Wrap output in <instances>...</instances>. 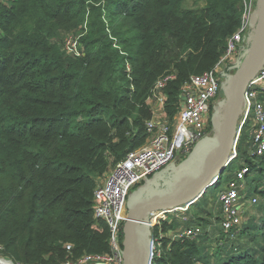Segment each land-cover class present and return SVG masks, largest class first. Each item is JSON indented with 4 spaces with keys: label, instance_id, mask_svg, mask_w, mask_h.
Returning <instances> with one entry per match:
<instances>
[{
    "label": "trees",
    "instance_id": "trees-1",
    "mask_svg": "<svg viewBox=\"0 0 264 264\" xmlns=\"http://www.w3.org/2000/svg\"><path fill=\"white\" fill-rule=\"evenodd\" d=\"M203 1L197 8L188 0L1 4L0 244L5 258L65 264L111 254L108 225L94 214L99 179L146 143L145 123L153 114L147 98L154 84L174 75L166 90L173 121L184 84L216 67L248 4ZM73 30L82 34L81 57L68 55L60 39L62 31ZM257 161L259 167L248 159L261 169L257 186L264 187V155ZM195 242L167 237L156 264H198ZM221 264H264V246L260 259L246 254Z\"/></svg>",
    "mask_w": 264,
    "mask_h": 264
},
{
    "label": "built area",
    "instance_id": "built-area-1",
    "mask_svg": "<svg viewBox=\"0 0 264 264\" xmlns=\"http://www.w3.org/2000/svg\"><path fill=\"white\" fill-rule=\"evenodd\" d=\"M3 0H0V4ZM10 2V0H5ZM248 4L240 29L229 39L228 49L214 69L201 74L193 75L183 86L185 99L179 104V111L170 121L167 115V85L174 75L159 79L153 86L147 102L152 107V117L146 123L149 137L146 143L137 149L128 151L123 160L111 165L108 172L99 179L94 192V214L97 219L106 222L110 233L111 254L109 256L86 255L77 260H68L65 264H124V225L128 216V204L132 196V189L148 181L165 166L177 159L178 153L188 154L195 145L205 139L212 127V114L216 109L222 88L221 67L228 57L242 50L248 42L251 17L254 10L248 12ZM252 37V34H250ZM253 38V37H252ZM79 38H69L64 42V49L68 55L81 57L84 55ZM127 71L130 74L132 67L128 63ZM264 66L257 76L250 82L245 93V102L248 103L247 115L250 111L255 117L256 125L252 131V144L249 152L250 160L257 161L264 155ZM245 120L242 123H245ZM208 131V132H207ZM235 157H238L235 151ZM247 160V159H246ZM245 160V161H246ZM228 166V165H227ZM252 166L242 163L239 172L235 173L234 180L230 181L227 188L219 193V203L224 213L223 225L229 232L234 225L239 223L242 214L240 191L244 187L246 177L251 175ZM213 186V185H212ZM252 203H258L254 197ZM161 213H159L160 216ZM164 214V213H163ZM158 217V216H157ZM212 218L214 215H212ZM219 219V217H217ZM211 222V221H210ZM153 225V224H151ZM212 226L214 224L211 222ZM198 229V228H197ZM201 230V228H199ZM202 231V230H201ZM195 227L183 232L173 234L172 240L195 239L206 237ZM161 236V235H159ZM152 240L151 263L156 264L163 255V238ZM157 241L158 245L154 244ZM156 244V243H155ZM3 247L0 244V250ZM67 250L72 251V245H67ZM0 264H20L12 259L0 257Z\"/></svg>",
    "mask_w": 264,
    "mask_h": 264
},
{
    "label": "rangeland",
    "instance_id": "rangeland-1",
    "mask_svg": "<svg viewBox=\"0 0 264 264\" xmlns=\"http://www.w3.org/2000/svg\"><path fill=\"white\" fill-rule=\"evenodd\" d=\"M9 3L10 2L5 3V0H3L1 4L9 5ZM204 3L203 0H188L187 5L192 8H197L203 6ZM246 3H248V12H251V10L253 11L254 9L258 10L259 8V0H247ZM106 20H108V16H106ZM248 33L249 34L246 37V41L248 42L245 46H242V50H238V52L231 57H228L220 69L222 88L219 99L216 102V110L215 108L214 110L217 112V109L222 108L221 116L223 117L225 115V101L223 103L222 101L230 90V88L227 87V93L225 94L223 88L227 81L232 79L233 74L236 71L234 64L239 63L243 59L256 39V32L254 33L252 28L248 30ZM250 34L254 35L253 39ZM81 35L82 34L77 33L76 30L62 31L60 39L62 42H65V40H68L69 38H80ZM261 99L264 101V94ZM216 115L218 116L219 112H217ZM169 120L171 121L170 118ZM254 125H256L255 117L252 114V111H250L248 118L241 127L240 138L234 149V151L237 152L238 157H232L230 159V164H228L221 173L222 176L220 174L221 178H218L216 183L208 188L207 192L199 198L197 202L189 207L184 206L182 210L178 209L164 214L161 213L160 216L159 213L151 212L152 215L155 214L152 217V220H150V223L153 224L150 226L152 227V230L150 231L149 229V233L152 232L151 240H156L159 235H161L159 237L165 235L163 240L164 245V241L167 237H173V234H176L177 232H183L195 227L200 233H202V231L203 233L208 231L206 237L190 239L196 241L195 243L199 250V255L195 257L196 263L198 264H221L234 256L246 254H253L258 259L261 258L264 246V196L262 194L264 187L261 185L257 186L259 184L257 180L263 178L261 169L258 170V167L260 166L259 163H257L258 161H254L258 167L251 168V175L249 178L246 177L244 187L240 191V195L242 196L240 202L242 205V214L239 217V223L235 224L233 229L229 232L223 225L224 213L222 206L219 203V193L227 188L230 181L234 180L235 173L241 170L239 168L242 163L248 162V159L250 160L249 152L252 144V131ZM208 131V136L202 140L200 144L198 143V145H195L188 154L181 155V153H178L177 159L171 164L157 172L147 183L143 182L137 188L134 187L131 191L135 193L137 190L145 189L144 195H147L150 192L171 190L176 182H174L173 178L178 180L181 176H183L182 178H186L193 175L204 166L206 160L210 157L211 147H213L212 141L210 142V140L215 137L214 125H212ZM259 189L261 190L259 191ZM254 197L258 198V203L256 204L252 203ZM212 215L216 218H212ZM217 217H219V219H217ZM210 221L214 226L210 225ZM199 228H201L202 231ZM140 232V238L144 241H147V237L148 239L150 238L148 231L146 232V227L141 228ZM143 234H145V236ZM155 243H153L154 247L155 245H158L157 241H155ZM0 257L5 258L2 250H0ZM89 262L90 261H88V263Z\"/></svg>",
    "mask_w": 264,
    "mask_h": 264
},
{
    "label": "water",
    "instance_id": "water-1",
    "mask_svg": "<svg viewBox=\"0 0 264 264\" xmlns=\"http://www.w3.org/2000/svg\"><path fill=\"white\" fill-rule=\"evenodd\" d=\"M250 28L254 33L256 32V39L243 59L234 64L236 71L233 78L226 83V85L231 84L227 86L230 90L224 97V108L227 107V110L222 120L223 126L220 137L216 142L217 155L214 154V156L209 157L204 166L193 175L185 179L182 178L183 176L178 180L173 178L176 182L171 190L150 192L147 195H144L145 191H141L140 194L136 195V192L140 190L133 192L134 195L132 193L128 204V216L124 225V264L151 263V254L150 252L148 255L146 254L145 244L147 242L148 245L152 244V232L149 233V229L151 231L152 227L146 229L150 238L147 237V241H144L140 238V222L142 219L149 217L151 212L167 213L184 205L188 207L193 205L207 192L208 188L214 185L212 184L214 178L216 176L219 178L226 165H228L240 138L235 140L239 120L244 110L245 93L250 82L264 66V0H259L258 10H254L252 13ZM252 37L254 38V35ZM227 87L224 86L223 92L225 89L227 90ZM224 93L226 94V92ZM182 99H185L184 95H182ZM219 111H221V108L217 109V112ZM217 112L215 111L212 114L211 122L214 127H216L219 117L216 115ZM150 226H152L151 223Z\"/></svg>",
    "mask_w": 264,
    "mask_h": 264
},
{
    "label": "bare ground",
    "instance_id": "bare-ground-1",
    "mask_svg": "<svg viewBox=\"0 0 264 264\" xmlns=\"http://www.w3.org/2000/svg\"><path fill=\"white\" fill-rule=\"evenodd\" d=\"M255 10V9H254ZM233 78V77H232ZM231 83H228L227 85H225V87H227L228 85H230ZM224 92H226L227 93V90L225 89L224 90ZM224 102V98H223V101H222V103ZM221 104V103H220ZM243 108H244V110H243V113H242V117L240 118V120H239V124H238V129H237V132H236V135H235V140L237 139V136H238V133L240 132V128H241V125H242V123H243V121L245 120L244 118H245V116H246V113H247V108H248V103H247V105H246V102H244V106H243ZM222 109V108H221ZM226 110H227V107H225V112H226ZM222 115V111H219V117H218V121H217V125H216V127H215V134H214V139L212 138V140H210V142L212 141V146L213 147H211V152H210V157H212V156H214V154H216L217 153V150H216V145H217V140H218V137H220V133H221V130H222V126H223V118L225 117V115H224V117L223 116H221ZM201 143V142H200ZM199 143V144H200ZM234 144H235V142H234ZM233 154H234V152H233ZM233 154H232V156L230 157V158H232L233 157ZM217 155V154H216ZM216 158V157H215ZM208 160V159H207ZM206 160V161H207ZM230 162V161H229ZM229 164V163H228ZM227 166V165H226ZM187 178V177H186ZM185 179V178H184ZM218 178H217V176L214 178V181L212 182V184H214V183H216V180H217ZM224 190V189H223ZM141 191H144V189L143 190H140V191H138V192H136V195H138V194H140L141 193ZM182 207V206H181ZM151 217H152V214H150L149 215V217H146V218H144V219H142L141 220V222H140V229L141 228H145L146 227V229H148V227H150V220H151ZM148 226V227H147ZM146 232H147V230H146ZM141 233V232H140ZM144 236H145V234H143ZM140 241V240H139ZM151 247H152V244H150V245H148V244H146L145 245V252H146V254L148 255V253L150 252V254H151ZM151 258V257H150ZM149 258V259H150ZM149 261V260H148Z\"/></svg>",
    "mask_w": 264,
    "mask_h": 264
},
{
    "label": "crops",
    "instance_id": "crops-1",
    "mask_svg": "<svg viewBox=\"0 0 264 264\" xmlns=\"http://www.w3.org/2000/svg\"><path fill=\"white\" fill-rule=\"evenodd\" d=\"M246 115H247V113H246ZM245 118H246V116H245ZM244 118V119H245ZM241 127H242V125H241ZM254 127H255V125H254ZM254 129V128H253ZM240 131H241V128H240ZM240 137V132L238 133V136H237V138H239ZM233 157H235V151H234V154H233ZM235 158H237V157H235ZM229 164H230V162H229ZM199 200V199H198ZM197 202V201H196ZM184 206H187V205H184ZM184 206H182V207H180V208H177V209H173V211H176V210H182V208H184ZM172 212V211H171ZM156 213V212H155ZM155 214H153L152 215V217L154 216ZM152 217H151V220H152Z\"/></svg>",
    "mask_w": 264,
    "mask_h": 264
}]
</instances>
